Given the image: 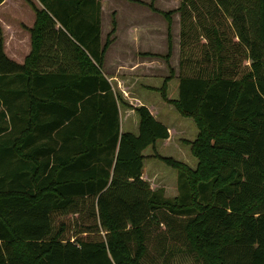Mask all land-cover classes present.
I'll return each instance as SVG.
<instances>
[{"label":"trees","instance_id":"trees-1","mask_svg":"<svg viewBox=\"0 0 264 264\" xmlns=\"http://www.w3.org/2000/svg\"><path fill=\"white\" fill-rule=\"evenodd\" d=\"M40 1L22 64L0 40V264H264V0H180L177 97L171 67L128 91L193 121L176 138L195 168L156 152L168 126L103 75L115 23L102 44L99 0ZM64 37L72 49L46 47ZM147 147L175 196L142 178Z\"/></svg>","mask_w":264,"mask_h":264},{"label":"crops","instance_id":"crops-1","mask_svg":"<svg viewBox=\"0 0 264 264\" xmlns=\"http://www.w3.org/2000/svg\"><path fill=\"white\" fill-rule=\"evenodd\" d=\"M100 2V41L103 44L107 34L112 29L110 43L104 53L102 68L113 87L115 80L121 89V96L125 102L133 107L145 104L152 115L169 128V138L161 141L162 145L170 143L173 134H184L187 126L185 121L174 124L171 121L170 110L162 106H152L137 94L126 93L132 89L140 79L153 80L168 76L164 69L169 65L178 75L179 65V11L175 10L180 0H99ZM151 4V5H150ZM34 7L44 8L40 0H2L0 2V40L5 54L13 61L22 64L31 49L29 28L35 22ZM173 10L170 15L171 53L166 59L168 51V24L163 11ZM60 25L57 23L56 27ZM69 38L70 35H68ZM72 39V38H71ZM49 49H72L71 43L64 37L57 42L51 39L46 42ZM168 67V70H169ZM108 73V75H107ZM134 75H145L140 77ZM134 77L129 83L127 77ZM123 93V94H122ZM120 111V125H121ZM135 113L131 108H125V121L129 128L137 127ZM134 132V131H133ZM144 178V174H142ZM151 187H154L151 184Z\"/></svg>","mask_w":264,"mask_h":264},{"label":"rangeland","instance_id":"rangeland-1","mask_svg":"<svg viewBox=\"0 0 264 264\" xmlns=\"http://www.w3.org/2000/svg\"><path fill=\"white\" fill-rule=\"evenodd\" d=\"M179 34H180V29H179ZM179 40H180V38H179ZM168 67H169V65L166 66L164 69V71L167 75L169 74ZM177 69L179 70V65H178ZM101 70H103L102 67H101ZM103 71L106 72V69H104ZM107 75H108V73H107ZM136 76L145 77V75H134V77H136ZM176 76L177 75H174V78H172L168 82L167 95L169 98H176L178 95V78ZM134 77L128 76L127 79H130L128 81H130L132 83V80L134 79ZM164 77H166V76H164ZM157 78H158L157 80L151 81L150 85H154L157 87L161 86L163 77H160V75H158ZM149 81H148V79H144L141 81V83H139V85H142V83H146ZM112 84H113L114 90L117 93L121 94V89L118 87L119 85H118L117 81L114 80L112 82ZM126 94L130 96L129 92H127ZM146 95H147V97L150 98L149 102L151 105L157 106V107L161 106V104L165 105L164 103H162V99L160 97V94L156 90L146 91ZM170 108H171L170 116H171V120H173V122L182 120V121H185L189 124V127L191 128V130L193 132H195L197 130L191 119L181 117L173 109V107H170ZM120 111L122 113L121 114V129L123 131H134V133H137L136 128H135V130L133 128H127V126H126L127 124H126L125 116H124L125 109L120 107ZM134 118H136V120H137L136 115H134ZM158 119H162V118L158 117ZM171 132H172V138L170 140V143H166V144L162 145L161 141H158L156 143V152H158L162 156L173 157L176 160L185 162L191 168H195L196 163H197V159L191 155L189 147L186 145H183L181 142V139L180 138L177 139L176 135L173 134L174 132L172 130H171ZM192 135L193 134L191 132V135L188 134V136H186V137H192ZM143 153L145 155H147L146 159L144 160V167H143V172H144V177H145L144 179H146L150 183V186H151V184L154 185V187H152V188L163 187L165 189V195L166 196H175L177 193V191H176L177 171L173 168L166 166L161 161L153 158L154 153H153V150L151 147H147L143 151ZM65 215L68 216L74 224H76L78 222L79 218L81 217V214L80 215H78V214H65ZM76 229L77 228H75V230ZM157 232L160 234H163L165 232L164 226L160 225ZM156 261H157V259H156ZM156 264H161V262L158 261V262H156Z\"/></svg>","mask_w":264,"mask_h":264}]
</instances>
